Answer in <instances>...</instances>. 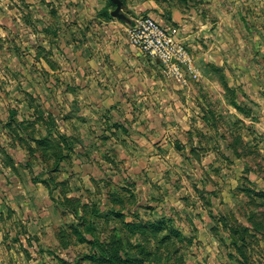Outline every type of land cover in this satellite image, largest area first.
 I'll list each match as a JSON object with an SVG mask.
<instances>
[{"label":"crops","instance_id":"obj_1","mask_svg":"<svg viewBox=\"0 0 264 264\" xmlns=\"http://www.w3.org/2000/svg\"><path fill=\"white\" fill-rule=\"evenodd\" d=\"M122 1L129 21L112 16V0H0V148L18 170H5L9 180L1 173L3 223L56 228V195L73 199L86 194L82 186L75 191V182L90 190L93 182L111 181L126 222L176 219L180 227L170 225L194 236L198 260L205 250L210 264H221L227 253L244 261L250 252L232 251L246 243L230 235L228 215L246 211L243 229L264 230V159L260 168L239 156L228 137L235 132L234 99L222 87L210 89L219 85L212 65L232 74L220 46H212L228 27V0ZM139 14L179 30L196 76L171 77L130 43L128 28ZM229 83L240 82L231 77ZM239 95L258 102L252 125L261 129L264 153V95ZM218 113L226 124L216 121ZM42 138L60 149L45 163L35 151ZM220 244L228 246L225 253Z\"/></svg>","mask_w":264,"mask_h":264},{"label":"rangeland","instance_id":"obj_2","mask_svg":"<svg viewBox=\"0 0 264 264\" xmlns=\"http://www.w3.org/2000/svg\"><path fill=\"white\" fill-rule=\"evenodd\" d=\"M173 5L175 6V3ZM224 7L232 15L227 18L228 27L222 32L223 36L215 37V39L212 38V46L215 48L220 46L217 50L220 55L224 56V63L232 74H226L223 66L212 65V69L218 76L219 85L217 88L211 86L212 88L210 89L220 92L219 87H222L227 95H231L234 99V105L237 108L236 111H238L237 114L235 112L233 119L235 132L232 134V137L228 133V137L229 139L232 138L240 157L244 156L252 166L259 165L262 168L264 153L259 149L258 144L262 143L263 138L257 132L261 129L258 125H252V120L256 121L259 118L257 111L258 102L254 99L256 102L254 103L251 97L247 101H241L239 94L245 93V95L250 96L251 94L256 95L259 92L264 95V0H228L224 4ZM220 40L222 41L219 42ZM222 42L224 43L223 47L221 46ZM231 77L235 78L236 81L239 80L240 83H237L238 85H230ZM242 77L244 78L243 81H241ZM1 88L2 86H0V91ZM201 90V92L206 91L204 88ZM206 94H209V92ZM217 103H223L222 99L218 98ZM0 107H2L1 100ZM204 109L208 110L206 107ZM241 112L245 116L247 115V117H244ZM218 117V119L214 117L218 123L226 124L224 115L218 113ZM242 118L245 119V122L241 120ZM261 123L263 127L264 120ZM221 137H223V140L228 139L225 133ZM48 139H37L38 144L44 143L43 147L35 150L41 157L42 163H45L47 157H51V155L56 156L60 152L59 148L55 146L51 147L46 142ZM210 140H213V137ZM25 143L24 149L33 155L34 149H32L29 142L26 141ZM4 153L0 148V178L1 173H3L6 179L9 180L10 174L5 170H9V172L14 171L15 173L18 170L14 159L6 151ZM37 179L35 178L34 181H37ZM11 180L13 179L11 178ZM41 181H46V179ZM44 183H47L50 187L49 183L51 182L49 180ZM93 184V188L96 191L92 192L93 188L91 185L90 190H87L85 185L75 182V191L81 192L82 186L86 194L80 197L75 195L73 199H68L69 197L67 198L64 194L57 196L55 193V202L57 203L61 219L56 220L58 225L53 229L48 228L49 225L44 223L37 231L29 229L27 225L26 228L22 229L14 227V224L10 222L6 225L2 220L4 212L0 211V264H110L102 262L101 259L91 260L87 256L96 252L99 254V250H97L98 245H94L92 242L95 241L96 243V240H98L100 243H106L108 246H111L116 244L115 242L118 241V238L121 239L123 245L120 248V254L125 260L131 256H136L142 260H130L123 263L115 261V263L111 264H210L208 260L204 259V254H209V251L203 250L200 253L201 259L205 263L197 259V256H195L196 252L194 253V236L190 237L191 235H188L189 233L187 232L185 233L183 229H166L157 236L149 235L148 237H144L139 232L131 235L129 228L121 220L114 219L112 213L107 215L109 210L119 207V205H115L113 200L114 196L112 194L116 189L113 182H93ZM52 190L53 188H51ZM105 193H108V195H104ZM0 199L5 200L3 197H0ZM202 200L205 201L204 199ZM129 203L128 200L125 202V208H129ZM256 203V200H254V205ZM98 207L104 210L101 213V217H96L93 213ZM254 210L256 219L261 218L258 214L262 211ZM235 214L233 216L228 215L232 224L230 235L237 241H244L246 245H241L240 248L233 246L232 251L236 250V252H239V250L243 249L245 252H250V258L242 261L238 255L231 257L227 253V256L222 257L223 261L219 259V263L264 264V251L258 252V249H262L260 240H264V230H260L261 232L257 230L259 234H252L249 230L244 231L241 218H246L248 216L247 212L239 209ZM12 217L13 215L9 213V218L7 219L13 220ZM177 221L175 219L174 223H170L173 225L177 224L180 227ZM90 223L92 224V228ZM168 231L171 233L170 239L161 242L162 236L168 233ZM79 234H83L86 237L85 242H81ZM219 247L223 253L228 248V246L221 244ZM141 248H143V251H141Z\"/></svg>","mask_w":264,"mask_h":264},{"label":"built area","instance_id":"obj_3","mask_svg":"<svg viewBox=\"0 0 264 264\" xmlns=\"http://www.w3.org/2000/svg\"><path fill=\"white\" fill-rule=\"evenodd\" d=\"M128 36L130 43L159 62L167 75L179 80L187 74L197 75L193 58L177 28L164 25L152 15L139 14L133 18Z\"/></svg>","mask_w":264,"mask_h":264},{"label":"trees","instance_id":"obj_4","mask_svg":"<svg viewBox=\"0 0 264 264\" xmlns=\"http://www.w3.org/2000/svg\"><path fill=\"white\" fill-rule=\"evenodd\" d=\"M114 196V194H112ZM114 202L117 203V199L114 196L113 198ZM118 203H123V200H120ZM103 211L101 210V208H97L95 211H93V213L95 214L96 217H101ZM112 213L114 219L117 220H121L124 225L129 228V232H131L132 234H135L137 232H139L140 234H142L144 237H148L149 235H153V236H157L160 233H163L164 230L166 229H176L173 225H170L171 220H160L158 222H150V223H144V222H140V221H132V222H126L125 221V214L122 212L121 209H116L113 208V210H109L108 214ZM91 224V223H90ZM91 228H92V224H91ZM93 229L95 230L94 226ZM246 229H244L245 231ZM173 231V230H172ZM80 235V239L81 242H85L86 241V237L83 234H79ZM171 237V233L170 231H168V233L164 234L162 236V240L161 242L165 241V240H169ZM118 238V237H117ZM116 244L108 246L106 243H100L98 240L92 242V244H97L98 248L97 250H99V254L94 253V254H89L87 257L91 260H96V259H101L102 262H107V263H115V261H119L121 263L123 262H127V261H138V260H142L141 258H138L136 256H131L130 258H128L127 260H125L124 257L121 256V252H120V248L123 247L122 245V241L120 238H118V241L115 242ZM110 247V248H109ZM111 249V250H110ZM143 251V248H141Z\"/></svg>","mask_w":264,"mask_h":264},{"label":"water","instance_id":"obj_5","mask_svg":"<svg viewBox=\"0 0 264 264\" xmlns=\"http://www.w3.org/2000/svg\"><path fill=\"white\" fill-rule=\"evenodd\" d=\"M116 7L115 9L111 12L113 17L122 19V20H126L129 21V18L127 16V9H126V5L124 4V2L122 0H112Z\"/></svg>","mask_w":264,"mask_h":264}]
</instances>
